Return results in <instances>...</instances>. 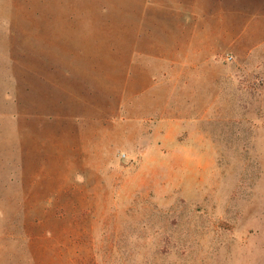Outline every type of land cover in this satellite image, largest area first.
<instances>
[{"label":"rangeland","instance_id":"rangeland-1","mask_svg":"<svg viewBox=\"0 0 264 264\" xmlns=\"http://www.w3.org/2000/svg\"><path fill=\"white\" fill-rule=\"evenodd\" d=\"M182 1L0 0V264H264V1L224 0L215 24ZM152 16L188 38H239L202 46L186 86L162 78L118 103L114 82L130 83L136 32ZM50 66L98 75L107 95L100 110L83 103L63 140L28 89ZM64 143L75 146L58 160Z\"/></svg>","mask_w":264,"mask_h":264},{"label":"crops","instance_id":"crops-1","mask_svg":"<svg viewBox=\"0 0 264 264\" xmlns=\"http://www.w3.org/2000/svg\"><path fill=\"white\" fill-rule=\"evenodd\" d=\"M188 1L189 0L182 1L184 7H186ZM223 1L224 0H191L189 2L195 4L194 6L203 7L204 11H206V13H202V15L206 17L205 20L201 18L202 15L200 14V18L196 17L198 21H206L215 24L219 22L220 17L215 16L213 12H215L216 7L219 10L221 2ZM261 4L262 6L259 7L260 13L258 14V16H260L258 17L260 21L258 22L262 24L260 32H264V2H261ZM185 15L187 14L185 13ZM197 15L199 16V14ZM221 19L225 23H228L231 18ZM145 23L147 25H139L136 32V43L135 46L132 47L130 83L127 85L125 82L124 84L121 76H118L114 82V86L121 88V91L118 93L120 98L115 100L118 103L124 102V94L130 96L132 103L139 101L145 95L152 93L157 86L161 84L162 81L160 82V80H162V78H164L163 81L165 84H171L174 87H180L181 85L186 86L184 80L187 78V63L199 59L197 56L202 46L210 48V50L214 48L215 51L218 49L219 40L222 39L225 40L227 48H232L235 45V39L239 38V36L232 34L231 31L222 32V34H218L215 31L206 34H204V32H194L192 36L188 38L176 23L162 16L149 17ZM197 50L199 51L198 53ZM188 51L197 53L192 61H188ZM140 59H146L147 63L140 62ZM152 62L153 65L151 64ZM155 65L163 66L161 73L162 77L160 73H158V70L154 69V67L152 68V66ZM84 67L85 69L88 68L87 66ZM197 67L198 65L196 63L191 64L189 65V70H197ZM47 70L50 72V76H46L42 71L38 76H34V80L29 77V94L34 96L37 102L42 96V101L45 106H47L44 107L43 111L45 114L42 116L44 118H52L54 121L51 125L50 132L54 131L55 125L57 128H63L61 132L57 130H55V134L52 132L53 139L56 137V140H63L61 135L69 132H63L65 129L69 127L75 129L76 127L80 128V125L73 119L78 112H82L84 115L83 103L86 104V109L96 106L100 110L103 102L107 99L106 90L104 84H101V77L98 75L87 76L82 74L75 80V78L67 77L60 69H55L54 66L48 67ZM66 85L67 87H65V89L68 93V99L56 105L51 94L56 88ZM112 104L113 103H109V106ZM85 122L82 121L81 125H85ZM72 124L74 126H72ZM71 133L72 140L76 145L78 142L75 136H73L74 133ZM75 145H66V143L57 144L56 152H58V160H63L66 150H73ZM80 149L83 150V146ZM60 164L63 165V163Z\"/></svg>","mask_w":264,"mask_h":264},{"label":"built area","instance_id":"built-area-1","mask_svg":"<svg viewBox=\"0 0 264 264\" xmlns=\"http://www.w3.org/2000/svg\"><path fill=\"white\" fill-rule=\"evenodd\" d=\"M232 60V58L230 57V58H228V61H231Z\"/></svg>","mask_w":264,"mask_h":264}]
</instances>
